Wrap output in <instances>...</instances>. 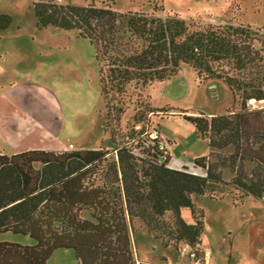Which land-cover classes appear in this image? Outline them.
<instances>
[{
	"label": "trees",
	"instance_id": "1",
	"mask_svg": "<svg viewBox=\"0 0 264 264\" xmlns=\"http://www.w3.org/2000/svg\"><path fill=\"white\" fill-rule=\"evenodd\" d=\"M161 10L158 16L94 2H33L38 28L72 30L93 46L110 148L0 153V233L32 239L0 241V264H47L59 249L71 251L74 264H136L135 223L178 252L182 243L194 248L203 231L195 200L264 196V63L263 48L254 44L259 30L187 22ZM10 24V15L0 12V33ZM181 64L199 81L221 79L232 94L222 113L182 114L207 142V154L192 160L203 174L169 166L149 116L172 110H154L144 95ZM250 100L261 104L251 107ZM129 109L130 119L121 124Z\"/></svg>",
	"mask_w": 264,
	"mask_h": 264
},
{
	"label": "rangeland",
	"instance_id": "2",
	"mask_svg": "<svg viewBox=\"0 0 264 264\" xmlns=\"http://www.w3.org/2000/svg\"><path fill=\"white\" fill-rule=\"evenodd\" d=\"M34 1L0 0V12L11 17V24L0 33V153L109 149L108 133L103 132L105 109L98 90L93 46L72 30L38 28L32 13ZM59 1L108 4L120 12L143 11L158 16L163 15V9L187 22L249 26L259 30L260 40L254 44L263 48L264 63V0ZM144 95L154 110H172L170 115L149 116L171 165L203 174L192 160L207 154V142L198 137L182 114L210 116L230 108L232 94L225 82L216 78L199 81L192 67L181 64L170 78L147 86ZM248 104L256 107L261 103L253 100ZM131 114L129 109L121 124ZM250 197L235 201L230 193H224L216 199L202 196L195 200V206L204 214L202 234L210 254L205 262L194 261L189 254L192 249L186 244L182 243L178 252L171 246L163 247L135 223L130 240L136 264H248V255L253 251L248 249V237L254 234L252 225L259 226L264 219H255L260 210L254 208ZM182 212L188 215L189 209ZM259 238L264 241L263 234ZM0 241L32 243L28 236L11 232L0 233ZM75 262L71 251L59 249L47 264Z\"/></svg>",
	"mask_w": 264,
	"mask_h": 264
},
{
	"label": "crops",
	"instance_id": "3",
	"mask_svg": "<svg viewBox=\"0 0 264 264\" xmlns=\"http://www.w3.org/2000/svg\"><path fill=\"white\" fill-rule=\"evenodd\" d=\"M14 122V121H13ZM16 125V122H15ZM169 166L172 168H176L177 166H172L169 160ZM251 203L254 205V208L257 210H260L256 212L258 215L255 217V219L264 218V196L261 198H254L250 197ZM264 219H262L261 225L253 224L252 227L254 228L252 232L250 233V236L248 237V249L250 248L252 251L251 255H248V264H264V241H262L259 237L260 234H263L264 237ZM257 227H254L256 226ZM199 240L201 241V244L205 246V243H207L205 234H200ZM207 247V246H206ZM208 248V247H207ZM209 249V248H208ZM255 252V254H254ZM136 263L137 260H135Z\"/></svg>",
	"mask_w": 264,
	"mask_h": 264
},
{
	"label": "built area",
	"instance_id": "4",
	"mask_svg": "<svg viewBox=\"0 0 264 264\" xmlns=\"http://www.w3.org/2000/svg\"><path fill=\"white\" fill-rule=\"evenodd\" d=\"M189 254L194 258V261H199V259H201L202 262H205L210 258L209 249L201 243H196L195 247L192 248V251H190Z\"/></svg>",
	"mask_w": 264,
	"mask_h": 264
},
{
	"label": "bare ground",
	"instance_id": "5",
	"mask_svg": "<svg viewBox=\"0 0 264 264\" xmlns=\"http://www.w3.org/2000/svg\"><path fill=\"white\" fill-rule=\"evenodd\" d=\"M250 101H253V100H250Z\"/></svg>",
	"mask_w": 264,
	"mask_h": 264
}]
</instances>
